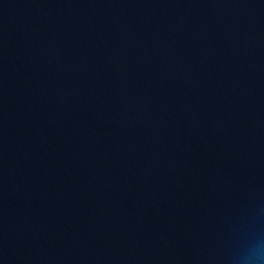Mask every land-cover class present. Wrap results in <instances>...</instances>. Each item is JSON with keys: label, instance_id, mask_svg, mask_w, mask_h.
Instances as JSON below:
<instances>
[{"label": "clouds", "instance_id": "9594fccd", "mask_svg": "<svg viewBox=\"0 0 264 264\" xmlns=\"http://www.w3.org/2000/svg\"><path fill=\"white\" fill-rule=\"evenodd\" d=\"M239 264H264V242L253 241L238 257Z\"/></svg>", "mask_w": 264, "mask_h": 264}]
</instances>
